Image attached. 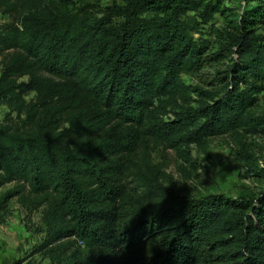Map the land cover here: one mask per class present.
Masks as SVG:
<instances>
[{"label":"trees","instance_id":"trees-1","mask_svg":"<svg viewBox=\"0 0 264 264\" xmlns=\"http://www.w3.org/2000/svg\"><path fill=\"white\" fill-rule=\"evenodd\" d=\"M224 1L0 0V224L27 193L51 264H264V188L179 195L135 160L150 139L264 133V0ZM207 66L210 89L181 79Z\"/></svg>","mask_w":264,"mask_h":264},{"label":"rangeland","instance_id":"rangeland-1","mask_svg":"<svg viewBox=\"0 0 264 264\" xmlns=\"http://www.w3.org/2000/svg\"><path fill=\"white\" fill-rule=\"evenodd\" d=\"M103 7L118 0H75ZM242 0H225L224 5L235 12L240 11ZM228 13V12H226ZM9 21L7 14L0 12V24ZM223 16L216 14L213 22L220 25ZM264 37V29H259ZM215 67H204L199 72L182 73L186 85H200L210 89L208 81L215 79ZM1 69V64H0ZM191 106L196 107L198 96L191 94ZM264 110V94L259 95L255 112ZM6 108L0 106V120ZM168 113L164 120L173 119ZM239 136L226 132L208 137L203 143H188L181 150L167 143L149 140L135 155V160L146 158L153 174L168 191L179 195L198 197L207 193H220L236 197L243 193L259 194L264 188V178L252 174L253 170L264 169V133H244ZM257 165V166H255ZM128 186L134 185L129 174L124 178ZM15 185L14 182L0 186V193ZM43 207H36L27 193L12 196L6 202L4 221L0 224V264H51L52 258L38 246L46 237L43 222Z\"/></svg>","mask_w":264,"mask_h":264}]
</instances>
